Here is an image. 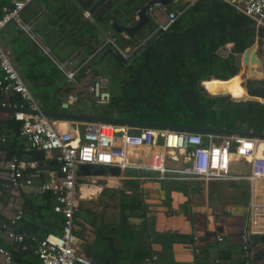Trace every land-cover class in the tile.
<instances>
[{
	"label": "trees",
	"instance_id": "16d2710c",
	"mask_svg": "<svg viewBox=\"0 0 264 264\" xmlns=\"http://www.w3.org/2000/svg\"><path fill=\"white\" fill-rule=\"evenodd\" d=\"M151 1L105 0L91 15V19H87L83 14L88 12L97 0H77V4L67 7L65 14L56 20L59 25L57 29L66 33L64 39L68 40L70 46L59 48L63 42L50 46L52 41L37 34L42 44L49 45L51 54L47 55L39 44L28 38L18 25L12 22L7 26L16 32L10 41L11 57L3 46L2 48L42 111L229 131L246 128L253 133H264V105L253 104L249 110L241 113L240 108L244 103L228 102L224 97H208V93H214L216 80L207 84L209 88L200 87L202 81H209L211 77L226 82L233 81L240 71L236 55L249 49L257 38L262 42L264 28L257 29L254 21L238 13L222 0H197L192 5L172 2L168 5L169 11L187 7L184 13L167 31L152 37L142 49L134 53L130 61H125L111 44H106V37L114 40L124 51L144 40L156 27L150 16L149 22L134 36L117 32L113 25L134 26L139 11ZM4 6L10 7V3L7 0L1 1L0 7ZM30 7L31 5L23 12V21H27L24 13L31 10ZM58 11L63 10L60 7ZM35 14L33 12V16ZM28 16L32 18V14ZM53 21V17H47L39 26L51 28L55 25ZM69 25L72 27L66 28ZM228 43H233V52L227 58H222L217 52ZM76 52H81L82 60L91 56L93 58L89 66L75 79L76 82H70L51 56L65 61L71 59ZM89 75L93 80L107 79L109 102L99 104L91 95L81 91L77 94L78 101L75 105L68 110L62 109V102L77 91L76 83L81 85L82 80ZM202 90L207 94L202 93ZM248 92L252 96L258 95L249 88ZM4 99L11 103H24L17 94L0 96V101ZM20 128L21 123L14 119L0 122V130L7 139L0 145L3 159L18 157L27 160L23 157L28 153H43L36 150L25 152ZM167 164L175 168L184 167L172 155ZM236 164L237 157H233L232 174L248 173L249 168L245 172L244 169H238ZM235 167L236 173L233 171ZM53 205L54 196L50 192L25 196L22 219L13 229L18 233H25L30 240L32 237L40 239L55 233L50 228L59 232L62 228V218L53 211ZM148 255V252L145 253L144 258Z\"/></svg>",
	"mask_w": 264,
	"mask_h": 264
},
{
	"label": "crops",
	"instance_id": "0c3cea01",
	"mask_svg": "<svg viewBox=\"0 0 264 264\" xmlns=\"http://www.w3.org/2000/svg\"><path fill=\"white\" fill-rule=\"evenodd\" d=\"M173 2L179 3L178 0ZM74 3L77 4V0H36L32 3L33 5L31 4V10L24 13L27 19L24 24L28 25L30 30L18 27L28 38L39 44L47 55L51 54L49 45L42 44L37 34L52 41L50 46L63 42L59 48L65 49L70 44L64 39L66 33L59 32L57 29L59 25L56 24V20L65 14L67 7ZM60 7L63 11H58ZM33 12L36 13L34 16ZM86 13L83 16L91 19L93 13H90V17H87ZM29 14H32V18L28 16ZM47 17H53L55 25L51 28L48 26L40 28L39 24ZM71 27L66 26L68 29ZM15 35L16 32L7 27L4 34L0 36V45L7 50L10 57V41ZM109 38L106 37V44ZM262 44L263 41L259 42L257 38L250 47H257L261 65L264 64ZM127 49H132V47ZM245 51L236 57L240 64V71L246 72L242 62ZM232 52L233 43H228L222 46L217 53L220 57L227 58ZM92 58L93 56L82 60L81 52L74 53L71 59L65 61H59L53 55L51 56L61 71L63 70L60 64H64L68 71L79 69L75 79L89 66ZM63 72L66 75V72ZM214 80L220 81L215 82L214 87L216 84L226 82L211 77L209 81L203 83V86L208 87L207 84ZM69 81L72 82L70 79ZM247 82L244 85L245 90L249 88L258 95L252 96L248 91L246 92L248 99L240 102L245 104L240 108L241 113H245L253 104L264 105L261 102L264 100V70L257 71L256 76L248 77ZM89 95L94 99L92 94ZM211 95L214 96L212 92ZM228 102H233V100L228 99ZM214 110L218 109L214 108ZM7 120V112L0 110V122ZM53 121L60 131L73 128L81 132L83 128L80 121ZM238 131L251 132L246 128ZM257 134L264 135V133ZM263 153L264 143H261L258 154ZM1 155L3 157V153ZM184 155L185 153L182 152L172 154L175 160L185 167ZM23 159L40 161L38 169L33 172V184L27 189L16 191L3 188L6 171L0 167V247L10 250L14 260L19 264H40L35 253L36 244L27 237L25 248L10 243L6 239L4 226H9L17 208L23 207L25 196L40 194L43 183L59 176V163L56 151L39 154L34 151L24 155ZM236 165L238 169H244L243 171L246 172L248 159L237 157ZM233 171L236 173V167ZM147 175L136 168H128L119 176L108 172L99 177L81 176L79 178L77 182L79 210L74 218V230L79 238V252L96 264H141L147 252L149 255L152 252L156 253L159 257V264H244L242 235L247 227L250 202V186L247 181L231 179L211 182L197 179L159 180L148 178ZM259 193L264 201V191H259ZM50 229L55 233L58 232L54 228ZM21 234L25 235V233ZM195 236L199 239L196 245L200 250L199 256L195 255ZM219 238L222 241H219ZM251 252L253 264H264V235L252 237ZM0 264H3L1 256Z\"/></svg>",
	"mask_w": 264,
	"mask_h": 264
},
{
	"label": "built area",
	"instance_id": "2783aa9c",
	"mask_svg": "<svg viewBox=\"0 0 264 264\" xmlns=\"http://www.w3.org/2000/svg\"><path fill=\"white\" fill-rule=\"evenodd\" d=\"M7 1L10 7H0V33L12 22L30 30V27L24 24L22 15L36 0ZM196 1L193 0L191 5ZM222 1L254 21L257 29L264 28V0ZM184 11L185 9L169 11L168 6L153 4L148 10V16L154 20L156 27L144 40L125 51L111 38L107 40V44H111L123 58L128 59L142 49L152 37L167 31ZM85 15L90 17L88 12ZM60 68L66 72L68 79L76 82L75 76L79 69L68 71L64 64H60ZM104 79L98 78L88 87L99 104H106L110 99ZM76 86L81 88L78 83ZM13 94L19 95L24 103H11L4 99L0 101V109L9 111L8 119L21 123L20 135L25 142V152L56 151L59 163V176L43 183L41 190L53 194V211L61 216L62 228L58 233H50L40 239L31 238L36 244L35 253L40 264H96L79 252V238L74 234V218L78 211L77 182L82 176L79 166L84 164L116 167L120 169L121 174L128 168H136L147 173L148 178L159 180L247 181L250 186V202L247 227L242 235V251L244 264H253L251 239L253 236L264 235V201L259 193L264 191V153L258 154L259 145L264 143V139L163 128L128 127L100 122H82L81 132L73 128L60 131L56 128L55 121L41 113L38 102L0 45V96L9 97ZM77 101L78 96L72 93L62 102L61 108L67 110ZM6 140L5 134L0 130V145ZM174 152L185 153V167H168L167 161ZM233 157L248 159V173L232 174ZM39 165V161L22 160L18 157L5 160L0 152V167L6 171L3 188L18 191L31 187L33 172ZM22 216L23 210L19 207L10 225L4 228L6 239L10 243L25 248L26 236L13 229ZM219 241L222 239L219 238ZM198 242L199 239L195 236L197 256L200 255L196 246ZM0 256L3 264H19L14 260L12 252L4 247H0ZM141 264H159V257L152 252Z\"/></svg>",
	"mask_w": 264,
	"mask_h": 264
},
{
	"label": "water",
	"instance_id": "95a60500",
	"mask_svg": "<svg viewBox=\"0 0 264 264\" xmlns=\"http://www.w3.org/2000/svg\"><path fill=\"white\" fill-rule=\"evenodd\" d=\"M105 0H98L93 7L89 10V14L93 13L97 10L101 4ZM174 0H152L149 4H147L141 11H139L137 16V23L132 27H122L118 24H114L113 28L117 32H124L129 36H134L140 29H142L147 22H149L148 10L153 4H162L164 6H168ZM119 55L123 58V56L119 53ZM243 66L248 70L251 75L256 76L257 71L254 70V67L261 65V61L258 57L257 47L253 46L252 48L245 51L244 56L242 58ZM206 81H202L201 86L203 87V83ZM248 91V90H247ZM246 91V92H247ZM202 93L207 94L202 90ZM248 93V92H247ZM209 98L223 97L226 94H217L215 96L207 94ZM249 102V101H248ZM2 110V109H0ZM5 112H9L7 110H2ZM41 113L52 120H66V121H80V122H100V123H111L115 125H122L128 127H151V128H163V129H171V130H179L186 132H196V133H213V134H221L226 136L237 135L242 137H250V138H260L264 139V135L251 133V132H241V131H229L217 128H206V127H194V126H179V125H169V124H147L136 122L132 120H121V119H109L89 114H75L70 112H60V113H52L41 111ZM110 173L114 176L121 175V171L116 167H103V166H94L89 164H84L79 166V173L83 177H99L103 176L106 173Z\"/></svg>",
	"mask_w": 264,
	"mask_h": 264
},
{
	"label": "bare ground",
	"instance_id": "6f19581e",
	"mask_svg": "<svg viewBox=\"0 0 264 264\" xmlns=\"http://www.w3.org/2000/svg\"><path fill=\"white\" fill-rule=\"evenodd\" d=\"M239 81H241L240 74H238L235 81L216 84L214 87V96L223 93L226 94V96L224 97H227L228 99H245L247 97V93L245 88L243 87L242 81L238 83Z\"/></svg>",
	"mask_w": 264,
	"mask_h": 264
},
{
	"label": "rangeland",
	"instance_id": "374dc122",
	"mask_svg": "<svg viewBox=\"0 0 264 264\" xmlns=\"http://www.w3.org/2000/svg\"><path fill=\"white\" fill-rule=\"evenodd\" d=\"M193 0H178V2L180 3V4H182V5H185V4H188V3H191ZM262 46L264 47V40H263V44H262ZM263 50H264V48H263ZM254 70H257L258 72H261V71H263L264 70V64H262L261 66H256V67H254ZM239 74H240V76H241V80H243V87H244V85L246 84V83H248L247 81H248V77H251V74L249 73V72H247V70H246V72L245 71H239ZM96 80H98V78H95L94 80L92 79V76L91 75H89L88 77H86V78H84L83 80H82V82H81V88H77V91L75 92V94H78V92H81V91H84L85 93L84 94H91L90 93V91H89V86L91 85V84H93L94 82H96ZM107 79H104V86L106 87V86H108V81H106ZM245 88V87H244ZM83 94V95H84ZM246 99H248V98H245V100L244 99H241V100H235V99H232L233 100V102H236V103H240V102H244V101H246ZM93 100H95V99H93ZM96 101V100H95ZM261 102L262 103H264V100H261Z\"/></svg>",
	"mask_w": 264,
	"mask_h": 264
},
{
	"label": "flooded vegetation",
	"instance_id": "af4514ba",
	"mask_svg": "<svg viewBox=\"0 0 264 264\" xmlns=\"http://www.w3.org/2000/svg\"><path fill=\"white\" fill-rule=\"evenodd\" d=\"M122 59L125 60V61H130L132 59V56L130 58H128V59H125V58H122ZM136 122L147 123V124H163V123H156V122H151V121H136ZM171 125H173V124H171Z\"/></svg>",
	"mask_w": 264,
	"mask_h": 264
}]
</instances>
